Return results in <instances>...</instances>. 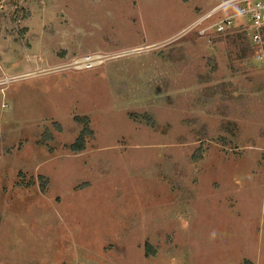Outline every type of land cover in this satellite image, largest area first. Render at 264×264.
I'll list each match as a JSON object with an SVG mask.
<instances>
[{
  "label": "rangeland",
  "instance_id": "rangeland-1",
  "mask_svg": "<svg viewBox=\"0 0 264 264\" xmlns=\"http://www.w3.org/2000/svg\"><path fill=\"white\" fill-rule=\"evenodd\" d=\"M219 2L0 0V264H264V65L193 25Z\"/></svg>",
  "mask_w": 264,
  "mask_h": 264
},
{
  "label": "built area",
  "instance_id": "built-area-1",
  "mask_svg": "<svg viewBox=\"0 0 264 264\" xmlns=\"http://www.w3.org/2000/svg\"><path fill=\"white\" fill-rule=\"evenodd\" d=\"M229 4L235 5L234 11L218 13L222 7H227ZM210 17L212 21L200 27L199 33L241 30L251 48L252 57L264 65V0H220L204 15L198 17L193 25ZM99 56V54H85L76 61L88 68L97 63Z\"/></svg>",
  "mask_w": 264,
  "mask_h": 264
},
{
  "label": "trees",
  "instance_id": "trees-1",
  "mask_svg": "<svg viewBox=\"0 0 264 264\" xmlns=\"http://www.w3.org/2000/svg\"><path fill=\"white\" fill-rule=\"evenodd\" d=\"M84 132L82 131L79 135H78V137H77V139H76V141L74 142V143H72L71 144V147L72 148H81L82 146H83V143H84V137H83V134Z\"/></svg>",
  "mask_w": 264,
  "mask_h": 264
}]
</instances>
